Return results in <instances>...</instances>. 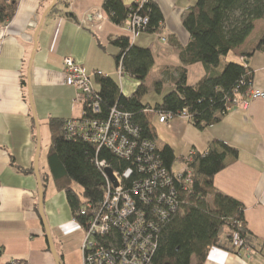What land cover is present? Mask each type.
Returning <instances> with one entry per match:
<instances>
[{"label":"crops","instance_id":"0c3cea01","mask_svg":"<svg viewBox=\"0 0 264 264\" xmlns=\"http://www.w3.org/2000/svg\"><path fill=\"white\" fill-rule=\"evenodd\" d=\"M122 1L129 6L135 0ZM151 1L161 10L163 21L157 31L136 37L134 44L152 50L155 62L144 84L147 89H160L162 95L165 84L167 89L174 88L180 53L190 40L182 19L196 0ZM57 2L19 0L8 23L9 32L0 39V264L20 259L27 264H57L38 209L34 171L38 141L29 93L36 117L48 128L49 118L82 116L81 104L73 102L76 89L63 83L62 58L66 55L91 74L90 82L95 71L111 76L124 96H130L139 85L134 78L117 74L118 49L109 40L126 37L128 32L109 20L103 0H69L67 10L72 16L65 15L63 1L53 10ZM262 32L264 19H257L245 42L224 62L241 63L244 57L252 72L251 87L264 91V49H255ZM185 69L189 86L206 74L200 62ZM151 75L154 78L150 79ZM156 83L160 85L156 87ZM152 124L157 143L169 145L176 158L195 151L205 153L215 140L237 150L236 157L225 158L224 168L213 177V186L244 205L250 244L234 250L210 247L204 264H264V98L236 105L204 130H198L185 116L160 123L154 113ZM48 146L43 153L45 172L40 169L41 153L38 160L45 219L61 264H82L83 230L73 220L65 194L49 180ZM190 264H196L194 258Z\"/></svg>","mask_w":264,"mask_h":264},{"label":"trees","instance_id":"16d2710c","mask_svg":"<svg viewBox=\"0 0 264 264\" xmlns=\"http://www.w3.org/2000/svg\"><path fill=\"white\" fill-rule=\"evenodd\" d=\"M18 1L0 0V25L9 23L13 18ZM62 1L65 15L72 16L67 10L69 0H58ZM135 1L125 6L122 0H103L102 8L117 26L124 27L129 15L136 13L148 19L142 33L157 31L163 21L159 7L151 0H145L143 6L137 9ZM58 2L53 10L57 9ZM257 19H264V0H196L182 19L190 40L181 50V66L174 79V88L154 107L141 100L147 91L144 81L155 62L152 50L130 44L126 37L110 38L109 43L118 49L115 54L116 69L122 59V76L134 78L139 85L130 96H124L111 76L95 71L94 81L98 88L93 89L97 92L99 110L94 112L84 106L81 119L105 123L110 118L112 108L129 113L130 123L138 133V142L140 145L144 140L153 142L155 157L151 159L150 155H141V152L121 157L108 147L87 138L69 136L65 126L67 119L49 118L50 143L46 154L49 176L56 189L65 194L73 220L80 227L84 226L85 219L81 210L86 209L87 204L92 209L103 200L107 182L100 162L105 161L120 172L131 169L127 186L138 187V192L145 194L148 201L145 207H150L149 210L160 205L161 197L163 207H168L170 202L175 207V211L169 212L161 222H157L151 211L143 210L146 212L145 219L155 222L156 231L151 236L156 249L149 257L150 264H190L192 258L196 264H204L210 247L234 250L250 244L251 234L246 226L244 205L213 186V177L224 168L225 158L229 155L236 157L237 150L215 140L205 153L195 151L188 159L176 158L169 145L157 146V132L152 118L154 113L169 114L172 118L186 115L198 130L218 123L227 113L226 106L232 104L234 99L243 98L251 85L252 72L249 67L239 62L224 61L232 50L245 42ZM255 49H264V32ZM198 62L203 64L206 74L195 85L189 86L185 66ZM223 62L222 70L218 71ZM158 85L160 83L155 84L156 87ZM159 163L169 173L171 182L165 185L167 178L162 176L157 180L158 188L153 189L154 176L160 174L156 168ZM183 166L191 172L189 179L185 175L175 176ZM148 169L151 171L148 172ZM73 183L81 187L80 194L73 189ZM110 232V238L117 239L119 243V232ZM235 233L244 239L242 246L234 245ZM4 264H27V261L10 260Z\"/></svg>","mask_w":264,"mask_h":264},{"label":"built area","instance_id":"2783aa9c","mask_svg":"<svg viewBox=\"0 0 264 264\" xmlns=\"http://www.w3.org/2000/svg\"><path fill=\"white\" fill-rule=\"evenodd\" d=\"M144 2L145 0H136L137 9H140ZM147 22L146 17L136 13L129 15V21L126 22L124 28L128 32L126 38H128L130 44L134 43L136 37L146 29ZM8 32V23L0 25V39ZM241 63L244 67H248L244 57H241ZM62 72L64 85L72 86L77 90L73 102L81 104L82 114L84 106L98 112L97 92L90 82L91 74L78 65L73 57L69 55L62 58ZM97 73L101 74L100 71H97ZM117 73L120 77L122 76V59L119 61ZM255 98H264V91L249 85L244 97L240 100L234 99L232 104L226 106L225 111L228 112L236 105L245 104ZM130 119L129 113L112 108L110 118L105 123L80 118L67 119L65 126L70 134L69 136L87 138L100 146L108 147L121 157H129L141 152V155H150L149 157L152 159V157H155V144L144 140L140 145L137 140V130L133 129ZM157 119L160 123H164L172 119V116L158 113ZM100 166L105 173L107 188L103 192V200L99 205L91 209V206L87 204V208L81 210V214L85 216L84 226L81 227L83 230L81 243L82 264H150L149 257L156 249V243L153 241L151 233L156 230L154 228L155 222L151 219H145L144 216L146 212L143 210H149L150 208L145 207L148 204L145 194L139 193L138 187L129 188L127 186L126 181L131 176V169L126 168L120 172L112 169L105 161H101ZM106 168L112 170L116 184L107 175ZM156 168L159 169L160 174L154 176L153 189L158 188L157 180L162 176L167 178L165 185H170L169 173L160 163L157 164ZM147 171L150 172L151 170L148 169ZM190 174L191 172L188 171L187 167L183 166L175 173V176L185 175L186 179H189ZM162 201L163 197L159 199L160 205H156L149 210L157 218V222L165 220L169 212L175 211L172 202L165 208ZM110 231L115 232L113 234L119 232L121 237L119 243L117 239L110 238ZM233 240L234 245L237 247L244 244V239L237 233L234 234Z\"/></svg>","mask_w":264,"mask_h":264},{"label":"water","instance_id":"95a60500","mask_svg":"<svg viewBox=\"0 0 264 264\" xmlns=\"http://www.w3.org/2000/svg\"><path fill=\"white\" fill-rule=\"evenodd\" d=\"M28 88H30L29 82H28ZM29 91H30V89H29ZM29 97H30L31 109H32V113H33V119H34L36 131H37V141H38L37 142L36 153H35V158H34V171H35V174H36V177H37V182H38V209H39L41 220H42L43 225H44L45 230H46V238H47V241H48V244H49L50 251H51V253H52V255H53L54 259H55V262L57 264H61L60 257L57 254V251L55 249V245H54L51 233H50V229H49V226L47 224V221L45 219V215H44V212H43L44 190H43V185H42V182H41V178H40V175H39V169H38L39 168V165H38L39 149H40V144H39V141H40V138H39V124H38V120H37V117H36V114H35V109H34L33 104L31 102V94L30 93H29ZM105 171H106L107 175L110 177V179L116 184L115 179H114V177L112 175V170L110 168H106Z\"/></svg>","mask_w":264,"mask_h":264},{"label":"rangeland","instance_id":"374dc122","mask_svg":"<svg viewBox=\"0 0 264 264\" xmlns=\"http://www.w3.org/2000/svg\"><path fill=\"white\" fill-rule=\"evenodd\" d=\"M226 60H227V58H226ZM222 65H223V63H222ZM116 71H117V69H116ZM149 77H150V79L154 78L153 75H151ZM91 84H92L94 89L98 88L97 84L94 81V78L91 79ZM170 91H171L170 89L166 88V84L163 87V91H161V92H163L162 95L159 94V91H156L154 89L148 88L147 91L145 92V94L142 96L141 100L145 104L149 103L150 105L154 106L157 103L158 100H162V97L165 94H167L168 92H170ZM159 95H160V97H159ZM37 120H38V118H37ZM38 124H39V138H40V141H39V144H40L39 153H41V157H40V162L39 163H40V169H41V171H43L44 170L43 169V153L46 150V144L49 145V143H50V135H49V131H48V128H47L46 125H44L39 120H38ZM157 146L161 147V143L158 142ZM177 164L178 163L175 164L176 167L178 166ZM44 172H45V170H44ZM50 179L51 178L49 176V180ZM72 187L77 193L80 194L81 187L77 183H73ZM81 199H82V197H81ZM224 232L225 231H223V234H224Z\"/></svg>","mask_w":264,"mask_h":264}]
</instances>
